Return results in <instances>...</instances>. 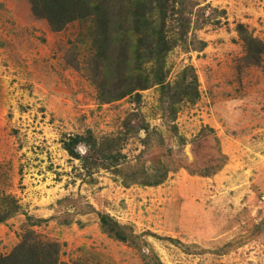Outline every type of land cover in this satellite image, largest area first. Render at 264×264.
<instances>
[{
    "label": "rangeland",
    "instance_id": "obj_1",
    "mask_svg": "<svg viewBox=\"0 0 264 264\" xmlns=\"http://www.w3.org/2000/svg\"><path fill=\"white\" fill-rule=\"evenodd\" d=\"M0 264H264V0H0Z\"/></svg>",
    "mask_w": 264,
    "mask_h": 264
},
{
    "label": "trees",
    "instance_id": "obj_2",
    "mask_svg": "<svg viewBox=\"0 0 264 264\" xmlns=\"http://www.w3.org/2000/svg\"><path fill=\"white\" fill-rule=\"evenodd\" d=\"M76 5L79 7V11L74 10V11L69 12L71 16H59L58 18H54V12L56 11L54 7H51L47 10L46 17L49 19L50 23L53 26L59 27L60 25L67 23L71 21L72 19L81 17V14H76V13H81L82 9H84V4L81 2H77ZM159 8H161V6Z\"/></svg>",
    "mask_w": 264,
    "mask_h": 264
}]
</instances>
